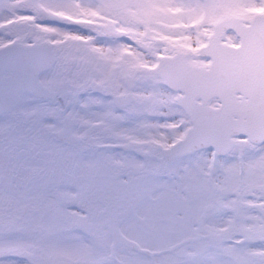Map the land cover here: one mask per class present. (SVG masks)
Segmentation results:
<instances>
[{"label":"snow or ice","instance_id":"1","mask_svg":"<svg viewBox=\"0 0 264 264\" xmlns=\"http://www.w3.org/2000/svg\"><path fill=\"white\" fill-rule=\"evenodd\" d=\"M0 264H264V0H0Z\"/></svg>","mask_w":264,"mask_h":264}]
</instances>
